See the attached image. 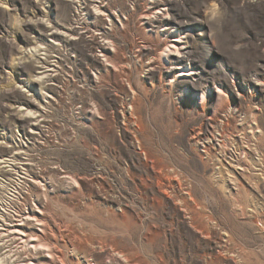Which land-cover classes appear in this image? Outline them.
Segmentation results:
<instances>
[{
  "label": "rangeland",
  "instance_id": "1",
  "mask_svg": "<svg viewBox=\"0 0 264 264\" xmlns=\"http://www.w3.org/2000/svg\"><path fill=\"white\" fill-rule=\"evenodd\" d=\"M31 236L264 264V0H0V254Z\"/></svg>",
  "mask_w": 264,
  "mask_h": 264
},
{
  "label": "bare ground",
  "instance_id": "2",
  "mask_svg": "<svg viewBox=\"0 0 264 264\" xmlns=\"http://www.w3.org/2000/svg\"><path fill=\"white\" fill-rule=\"evenodd\" d=\"M97 13H99L98 8L95 9V14H97ZM165 46L166 45L164 44V45H158V47H157V51H158L157 56L160 60L161 59L163 60V58L161 57V55H162L161 53L164 52L163 48ZM41 51L42 50L40 48L35 49L36 53H39ZM205 94L206 93L202 94V97L200 98V100H204ZM131 99H132V101H131L130 106H131L132 111L129 114L130 117L127 119L125 118L127 120V122L131 121V118L135 114V111L137 110V106L139 105V100L137 99V97L133 96ZM158 173L160 174L161 172H158ZM150 178L154 179L155 177L151 176ZM72 180H73L72 183H77L76 179H72ZM151 190L153 191V193H157L153 189H151ZM118 210L122 212L121 208H118ZM111 214L114 217H116L118 221H120V219L122 218V215H115L114 212H111ZM37 221H41V220L37 219ZM31 237H36V236H31ZM36 238L38 240V243L35 245V247L37 245H39V246L47 248V251H42V252H39L38 254H48L50 257V259H48L46 257L36 256V260H37L36 263L37 264H80V263H72L71 261H68L67 255L64 254L61 250L59 251L57 247L52 245L48 238H44V237L43 238L42 237H36ZM74 239L76 241L75 250L83 255L84 259L86 260V264H98L96 262V260L94 259V258H97L94 255V253L96 251L95 247H98L100 252H105V254H106L105 258L107 260H109L111 262V264L118 263L119 262L118 259H121L126 264H134V261L132 260L131 255L126 253L119 246L118 242L115 239L110 238V240H107V239L97 240L96 243L93 239L86 240V241L79 240L78 238H74ZM18 253H20L19 254V256H20L21 252H18ZM22 254H26V252H23ZM0 264H16V262H14L12 260V257H10L9 255L5 256L4 254L1 253L0 254Z\"/></svg>",
  "mask_w": 264,
  "mask_h": 264
}]
</instances>
